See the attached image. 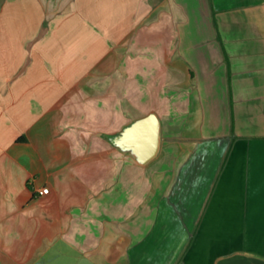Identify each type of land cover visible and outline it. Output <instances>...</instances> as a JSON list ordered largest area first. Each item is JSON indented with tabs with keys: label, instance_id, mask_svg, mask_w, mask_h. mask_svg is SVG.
<instances>
[{
	"label": "crops",
	"instance_id": "crops-1",
	"mask_svg": "<svg viewBox=\"0 0 264 264\" xmlns=\"http://www.w3.org/2000/svg\"><path fill=\"white\" fill-rule=\"evenodd\" d=\"M0 264H264V0H0Z\"/></svg>",
	"mask_w": 264,
	"mask_h": 264
},
{
	"label": "water",
	"instance_id": "water-1",
	"mask_svg": "<svg viewBox=\"0 0 264 264\" xmlns=\"http://www.w3.org/2000/svg\"><path fill=\"white\" fill-rule=\"evenodd\" d=\"M160 127V119L151 113L125 128L115 142L144 163L153 159L159 151Z\"/></svg>",
	"mask_w": 264,
	"mask_h": 264
},
{
	"label": "built area",
	"instance_id": "built-area-1",
	"mask_svg": "<svg viewBox=\"0 0 264 264\" xmlns=\"http://www.w3.org/2000/svg\"><path fill=\"white\" fill-rule=\"evenodd\" d=\"M49 193V189L45 188L39 192L40 195L44 196Z\"/></svg>",
	"mask_w": 264,
	"mask_h": 264
},
{
	"label": "rangeland",
	"instance_id": "rangeland-1",
	"mask_svg": "<svg viewBox=\"0 0 264 264\" xmlns=\"http://www.w3.org/2000/svg\"><path fill=\"white\" fill-rule=\"evenodd\" d=\"M130 121H132L131 119H128V121L127 122H130Z\"/></svg>",
	"mask_w": 264,
	"mask_h": 264
}]
</instances>
